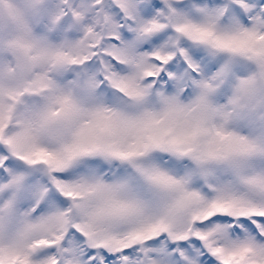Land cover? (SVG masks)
<instances>
[{
    "label": "snow or ice",
    "instance_id": "1",
    "mask_svg": "<svg viewBox=\"0 0 264 264\" xmlns=\"http://www.w3.org/2000/svg\"><path fill=\"white\" fill-rule=\"evenodd\" d=\"M0 264H264V0H0Z\"/></svg>",
    "mask_w": 264,
    "mask_h": 264
}]
</instances>
